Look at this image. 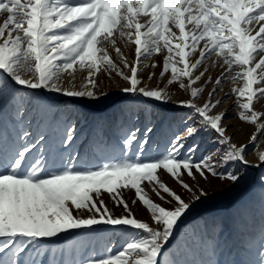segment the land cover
<instances>
[{
  "label": "snow or ice",
  "instance_id": "snow-or-ice-1",
  "mask_svg": "<svg viewBox=\"0 0 264 264\" xmlns=\"http://www.w3.org/2000/svg\"><path fill=\"white\" fill-rule=\"evenodd\" d=\"M0 18V264H237L187 259L209 226L183 245L180 226L209 195L201 182L235 184L236 165L264 164V151L255 164L246 151L264 142V0H0ZM130 45L134 59L122 51ZM154 56L162 63H149ZM209 60L222 69L214 81ZM105 79L139 111L121 107L128 120L115 140L103 121L81 140L66 105L107 97ZM225 83L233 86L217 99ZM232 97L254 129L248 144L233 143L227 109L216 112ZM53 100L65 107L41 110ZM168 105L182 114L155 140L166 117L153 123L154 110ZM204 137L218 156L197 155ZM80 237L78 258L49 248ZM245 248L254 259L240 264H264V231Z\"/></svg>",
  "mask_w": 264,
  "mask_h": 264
},
{
  "label": "rangeland",
  "instance_id": "rangeland-1",
  "mask_svg": "<svg viewBox=\"0 0 264 264\" xmlns=\"http://www.w3.org/2000/svg\"><path fill=\"white\" fill-rule=\"evenodd\" d=\"M2 22V18H0ZM122 51L129 59H134V46L130 45L125 48L123 46ZM113 58H115V53H111ZM156 62L158 64L162 63V58L160 56H154L151 62ZM213 61L209 60L206 62L205 66L209 67L210 75L214 79L219 76L222 69L217 66L212 68ZM182 67V66H181ZM152 71V69H149ZM154 71L159 74L161 71L160 67L154 69ZM147 72L144 73L147 76ZM103 78V77H101ZM79 74L77 78V83L79 84ZM166 83V78L160 83L163 87ZM108 81L104 80V90L108 92L107 97H102L99 101H89L87 99L79 100L75 105L69 103L66 105L68 112L65 113L66 116H71L72 122L78 124V128L81 132V140L86 136L92 135V130L95 122L103 121L108 126L107 135L110 139L115 140L119 134L120 124L128 120V115H122L120 109L124 105H128L133 111L138 112L139 108L133 106L129 101L121 94L118 89L113 84L111 87H107ZM156 82L153 81L151 87H155ZM233 85L229 83L224 84V90L219 92L217 99L226 98L225 93L230 92V88ZM212 85H209L204 93L206 97L208 91L211 90ZM183 93L177 92L173 99H185ZM235 97L227 99V102L216 109V112H223L227 109V114L225 118L226 124L229 126V135L233 137L232 142L237 145L248 144L249 134L254 130L252 126L246 125L240 122L237 118L238 112L234 110ZM203 101H201L202 103ZM44 105H54L55 107H65V105L59 104L57 101H43L41 105V110H43ZM148 107H152L149 105ZM171 105L166 107H158L154 110L153 123L161 124V119L163 123L161 124L160 131L154 137L155 140L161 139V133L167 132L168 124L174 116H179L182 113L178 109H173L169 111ZM147 121L144 119L143 113H140L139 126L144 127ZM264 141V138H262ZM216 145L213 144L207 137H204L200 141V149L197 155H207L208 153H216ZM247 159L251 164L258 162L257 155L260 151H264V142L259 146L254 154L253 146L248 144L247 147ZM218 156L219 153H216ZM215 158V157H214ZM236 170L241 174V178L238 183H231L228 181H220L218 179H212L209 184H203L206 189L209 190V195L204 198L202 202L196 204L189 214L187 220L184 224L180 226V237L179 243L183 245L185 241L191 244L192 240L196 239L193 236L195 231L197 237L200 235L201 230L204 228L205 224L209 226L208 233L205 235L206 244H198L193 247L192 251L187 255L189 260H225L234 259L237 264H240L242 260H252L254 256L250 254L249 250L245 248V243L248 241H258L262 231H264V184L261 183V177H264V164L259 167H251L245 165H236ZM167 183L175 188L176 191L180 189L168 179L167 176L164 177ZM131 193L128 196L129 201L131 200ZM107 199V197H106ZM153 199L155 197L153 196ZM159 202V201H157ZM109 207H112L109 204ZM133 212L137 218L141 220H148V214L142 209V207L137 204L133 208ZM116 214L119 215V210H116ZM213 225L222 226V232L219 228L213 229ZM219 232V236L216 233ZM85 240L86 238L80 237L76 241H57L53 244H49V248L55 247L57 249H63L65 258H78L76 255L75 248L73 245L77 244L79 240ZM116 241V248H119L121 240L114 238ZM254 243L252 245L254 249ZM87 244L80 248L81 253ZM99 247V245H98ZM215 247V255H213V248ZM72 256L67 257V250H72ZM171 253L176 252V248L170 249ZM50 255V253H49ZM168 254L166 253V256ZM57 258H60V253H58ZM183 258V257H182Z\"/></svg>",
  "mask_w": 264,
  "mask_h": 264
}]
</instances>
